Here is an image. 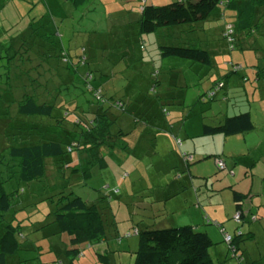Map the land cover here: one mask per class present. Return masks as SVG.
<instances>
[{"label":"rangeland","instance_id":"rangeland-1","mask_svg":"<svg viewBox=\"0 0 264 264\" xmlns=\"http://www.w3.org/2000/svg\"><path fill=\"white\" fill-rule=\"evenodd\" d=\"M175 1L147 3L161 6ZM142 5L141 0H88L80 7L66 0H0V157L7 147L39 142L41 135L59 136L66 144L73 138L70 124L69 130L62 131L48 122L38 124L32 117L18 116L19 104L27 94L53 100L59 81L48 82L49 89L38 87L50 77L49 69L55 62L63 66L61 57L54 58L53 47L56 53L65 49L74 60H85L84 65L78 64L80 72L92 71L95 81L107 85L109 96H125L129 115H122L117 125L125 124L130 132L116 148L102 151L106 166L81 150L46 162L47 182L52 188L70 186L67 192L87 201H96L100 192L105 197L109 205L104 217L107 239L84 233L85 227L75 218L64 231L78 232L62 233L53 220L55 205L49 203V190L43 183H31L24 185L26 194L21 197L31 199V203L0 219V238L8 221L22 226L27 235L21 251L9 257L8 264H133L139 242L135 229L151 224L195 225L199 231L214 232V236L208 235L215 264H264V217L259 215L262 219L258 222H253L255 217L250 220L264 208V73L258 76L264 70V43L241 34L229 23L234 16L230 12L227 22L223 18L203 26L181 25L140 39L133 18ZM122 8L130 9L131 20L121 16ZM223 29H232L234 44L223 36ZM185 44L207 49L212 65L162 59L159 54L160 45ZM182 77L186 86L180 82ZM242 112L250 113L255 126L243 135L203 136L201 125L196 128L202 121L213 125ZM156 130L171 134L169 143L158 144L157 150L150 143L145 148L144 136L152 132L158 136ZM163 146L172 151L167 157ZM180 151L193 154V161L186 162ZM219 160L225 169L219 168ZM77 164L84 168L95 164L87 183L72 175L71 166ZM172 179L175 183L168 182ZM231 188L245 195L242 205L246 218L238 223L233 212L220 229L209 216L210 209L225 210L224 204L220 205L223 208L217 204L230 203ZM196 193L199 201L194 198L191 202L190 194L194 197ZM224 229L232 239L244 234L236 257L222 234ZM87 237L91 238V249L87 248ZM117 237L122 238L121 243ZM72 245L83 250L82 259L68 252Z\"/></svg>","mask_w":264,"mask_h":264},{"label":"trees","instance_id":"trees-1","mask_svg":"<svg viewBox=\"0 0 264 264\" xmlns=\"http://www.w3.org/2000/svg\"><path fill=\"white\" fill-rule=\"evenodd\" d=\"M66 1L74 7H80L88 0ZM147 2L148 0H141L143 5L136 27L139 37L181 25L203 26L210 22L222 21L223 18L227 22L226 16H229L230 12L234 16L229 23H234L241 34L246 33L264 43V22L262 21L264 0H178L161 6L149 5ZM258 9L262 11L259 15ZM225 25L229 24L224 23ZM223 32H226L225 29ZM13 45L15 44L11 46ZM53 49L54 58L61 57L63 66H58L55 62V65L49 69L50 77L38 85V87L49 89L50 81H59L58 84L55 83L57 88L53 100L43 101L38 95L35 97L27 94L19 104L18 116L22 119L32 117L38 124L40 121L48 122L51 127L62 131L69 130L67 124H70L69 133L73 134V138H69L70 142L66 144L59 136L45 138L41 135L39 142L26 141L4 149L0 157L2 158L0 163L3 166L0 167V219L4 220L13 209L16 210L19 207L25 209L31 203V199H21L26 194L24 185L43 183L49 190L47 192L51 194L48 198L49 203L55 205V211L52 213L53 220L62 233L78 232L76 229L64 231L66 224L75 218L81 226L85 227L84 233L88 231L89 235L92 233L99 239H107L104 217L107 215L105 213L109 205L105 197L100 192L96 201H87L73 191L67 192L70 186L62 190L52 188L47 182L46 162L48 159L63 157L66 153L73 154L76 150L79 154L81 150L90 152L91 157L97 160L96 163L106 166V158L102 151L116 148L117 143L130 133L125 124L117 125V122L124 118L122 115H129V109L124 101L125 96L121 99L114 92L113 96H109L105 91L107 85L104 86L101 80L95 81L92 71L80 72L81 67L78 64L84 65L85 60H74L65 49H61L59 53L55 52V47ZM158 49L162 59L177 58L212 65L211 53L202 47L187 46V44L160 45ZM82 50L85 52V48ZM263 73L264 70L258 72V76ZM40 77L39 75L36 77L39 82ZM36 82L39 83L38 80ZM73 90L78 93H74L72 100L69 101L67 98ZM80 99H83L81 105ZM67 103H70L71 107H67ZM254 128L250 113L243 112L226 117L217 124L205 122L202 135L229 137L248 133ZM180 152L181 155L182 151ZM190 155L193 156L189 153L182 154L183 158ZM90 166L85 168L80 164L71 166V173L74 177L81 176V179L87 183L93 177ZM243 198L241 193L234 191L238 210L242 209ZM241 218L243 219L242 213ZM209 221L212 223L211 220ZM213 223L218 228H222L221 224ZM23 232L22 226L7 222L0 238V264H8V258L21 251L23 242L27 240V235ZM224 233L225 230L222 234ZM135 234L139 242L133 264H215L210 255V248L213 246L211 238L206 232L197 230L193 225L163 227V225L151 224L142 229L136 228ZM242 236L239 234L232 240L230 250L234 252L235 257L240 251L239 243L242 242ZM88 239L91 238L85 239L87 248L91 249ZM121 240L120 237L116 238L118 243H121ZM82 251L73 245L71 250L68 249L69 253L72 252V257L79 259L85 256Z\"/></svg>","mask_w":264,"mask_h":264},{"label":"crops","instance_id":"crops-1","mask_svg":"<svg viewBox=\"0 0 264 264\" xmlns=\"http://www.w3.org/2000/svg\"><path fill=\"white\" fill-rule=\"evenodd\" d=\"M123 9V8H122ZM122 12H123V14L121 15L122 17H124V19L126 20H131L130 18H128L129 16H131V13H130V9H128L127 11H124V10H122ZM124 12H126V13H124ZM108 14V16H110V14L111 13H107ZM138 17H139V15H135V17L133 18V20H134V23L133 24H135L136 22H137V20H138ZM140 39H142V37L140 38ZM180 82H181V84L183 85V86H186V80H185V78L184 77H182L181 78V80H180ZM212 88V87H211ZM243 113V112H242ZM233 115H235V114H233ZM205 122L204 121H202V123L200 122V124H198V126L196 127V128H198L200 125H201V127H203V124H204ZM184 125L182 124V128H180V130L179 131H182V129L184 128L183 127ZM191 126H194V125H191ZM198 130H199V128H198ZM156 131H159L160 132V134L157 136V134H155L154 132H152V133H146V135L144 136V139H143V144L145 145V148H148V145H149V143H150V145H152V146H154V148L157 150V146H158V144H160V143H163L164 144V142H167V143H169V139H171L170 138V135L171 134H169V133H163V131L162 130H156ZM240 135H243V134H240ZM234 136H236V135H234ZM239 136V135H238ZM171 141V140H170ZM141 143V144H142ZM133 144V142H130V145H132ZM243 145V144H242ZM163 148H164V150L166 151V157H167V154H169L170 152H172V151H170L169 150V147H167V146H163ZM189 150H191L190 148H189ZM219 158V157H218ZM231 168V167H230ZM180 181V180H179ZM169 183H175V181H174V179H172V180H169L168 181ZM232 186V185H231ZM252 186V188L251 189H253V187H254V183L251 185ZM234 188H236L235 186H234ZM239 191H241V192H245V191H243L242 189H238ZM234 189L233 188H231V191L229 192L230 194V203L228 204V203H223V202H218V204L217 205H222V204H224L225 205V210L223 209V210H220V209H216V210H211L210 209V213L211 214H209V216L211 217V218H214L213 220H215L214 222H218L219 224H221L222 226H223V224H224V222H225V220L228 218V216H230L231 214H233V212L235 213V214H237L238 212H241L242 213V215H243V219L244 218H246V212L244 211V206H242V209L241 210H238V205H237V203H236V200L234 199ZM236 192V191H235ZM240 193V192H239ZM242 194V193H241ZM243 196H245L244 194H242ZM178 196V194H176L175 196H173L172 198H176ZM190 196H191V202H193L192 200H194V198H195V200H198L199 201V199H200V197H199V195L196 193V195L193 197L191 194H190ZM210 201H213V200H210ZM190 202V203H191ZM211 204H213V203H211ZM211 204H210V208L212 207L211 206ZM221 207V206H220ZM221 208H223V207H221ZM222 211H223V214H222ZM234 215V214H233ZM257 215V216H256ZM256 215H254L250 220L252 221V219L255 217L256 219L255 220H253V222H258V221H260V219H262L261 217H259V215L260 216H263L264 217V208H259L258 210H257V213H256ZM208 215H207V217L206 218H208V219H210V217H209ZM264 220V219H263ZM169 224H172V226H176V223H173V222H171V223H169ZM166 226V225H165ZM195 226V225H194ZM225 230V229H224ZM205 231H207V230H205ZM207 234H211L210 232H208L207 231ZM212 236H214V232H213V234H211ZM242 235L244 236V234L242 233ZM243 236L241 237V238H243ZM251 236H253V235H251ZM211 255V257H212V254H210ZM212 260H213V258H212Z\"/></svg>","mask_w":264,"mask_h":264},{"label":"built area","instance_id":"built-area-1","mask_svg":"<svg viewBox=\"0 0 264 264\" xmlns=\"http://www.w3.org/2000/svg\"><path fill=\"white\" fill-rule=\"evenodd\" d=\"M225 37H226V40L229 42V44H234V41H235V38H234V32L232 31V29H230V30H227L226 32H225ZM222 85H220L219 87H221ZM212 95V97L214 96V93H212L211 94ZM190 160V162L191 161H193V156H184V160L186 161V160ZM187 162V161H186ZM189 163V162H188ZM217 164H218V166H219V168L220 169H225L226 168V166H225V164H224V162L223 161H218L217 162ZM235 220L238 222V223H241V220H242V218H241V213L240 212H238L236 215H235ZM253 220H255V218L253 219ZM224 236H225V240H226V242H228L229 243V246H231V244H232V237L230 236V235H227V234H225L224 233Z\"/></svg>","mask_w":264,"mask_h":264}]
</instances>
